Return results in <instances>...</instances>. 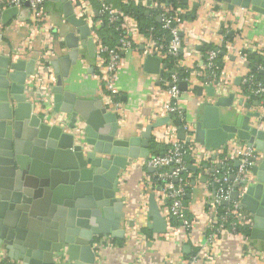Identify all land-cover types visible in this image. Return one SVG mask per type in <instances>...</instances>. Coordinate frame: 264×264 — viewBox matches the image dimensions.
Segmentation results:
<instances>
[{
  "label": "water",
  "instance_id": "95a60500",
  "mask_svg": "<svg viewBox=\"0 0 264 264\" xmlns=\"http://www.w3.org/2000/svg\"><path fill=\"white\" fill-rule=\"evenodd\" d=\"M56 1L61 2L63 16L74 30L65 36L69 52L59 60L61 71H55L48 114L66 115V125L32 111L25 83L34 73L35 60H10L0 55V252L6 253L11 264H60L56 258L60 252L71 264H95L93 242L98 236L124 237L120 228L124 204L116 195L121 170L129 159L148 158L152 130L170 122L177 128V138L186 143L218 149L236 137L255 149L250 157L251 181L244 180L243 190L235 189L230 196L251 218L249 238L264 241V128L249 124L259 113L247 110L232 121V113L223 109L231 105L233 93L217 95L211 84L195 85L198 95L205 90L212 100L202 106L190 130L164 115L138 135H119L115 112L63 87L69 66L80 56L79 47L84 46L92 58L97 43L90 35L94 26L76 16L71 1ZM144 1L147 6L152 3ZM214 1L229 10L242 8L264 16V0ZM17 12V7L7 8L0 18L7 23ZM144 69L162 77L166 64L147 54ZM253 70L264 75L262 69ZM178 88L185 91L187 83L180 81ZM238 104L243 105L242 100ZM239 164V160L234 161L235 167ZM187 168L197 172L192 164ZM147 214V228L165 233L167 222L154 193L149 195ZM189 248L186 245L184 249Z\"/></svg>",
  "mask_w": 264,
  "mask_h": 264
},
{
  "label": "crops",
  "instance_id": "0c3cea01",
  "mask_svg": "<svg viewBox=\"0 0 264 264\" xmlns=\"http://www.w3.org/2000/svg\"><path fill=\"white\" fill-rule=\"evenodd\" d=\"M70 1L76 16L84 17L89 26L93 24L94 30L90 35L97 45L96 53L92 58L88 56L84 46L79 47L81 48L80 56L75 64L69 66L63 87L76 93L79 98L97 101L100 105L108 106L110 111L116 113L119 135H138L147 124L165 115L161 108L170 99L167 82L172 74L166 72L170 70L175 71L174 75L180 78L179 82L187 83L185 91L179 89L180 113L171 114V119L178 121L181 126L186 123L192 126L202 106L212 100L206 95L205 90L200 95L193 90V86L202 85L197 69L205 58V52L200 49L202 44H211L218 50L221 64L219 70L224 83L228 86V90L220 94L223 96L234 94L231 105L225 107L223 111L232 113V121L237 114H243L247 110L258 112L259 116L252 117L249 124L251 126L259 124L261 128H264V102L260 97L248 95L243 85L244 77L252 72H257L262 76L260 80H264L263 74L253 70V67L258 66L255 63L259 58L256 57L257 55L264 61V16L242 8L229 10L225 4L214 0H179L178 7L165 2L153 1L156 4L153 9L159 8L161 12L168 9L184 17L180 56L170 65L161 58L162 63L166 64L161 77L159 74L150 73L144 69V59L147 54H152L150 49L155 41L143 35L139 31L134 16L122 9V6L133 2L145 8L147 14L149 6L145 4V1L143 4L139 0H106L119 13L120 23L130 31L132 40L130 48L127 50L120 48L122 60L116 80L118 92L111 96L117 109H113L114 105L108 103L109 92L102 86L101 81L104 54L97 53V47L101 46L99 32L103 27L102 21L97 18L100 3L98 0ZM43 9L47 17L45 33H42L38 24L35 25V22L31 20L27 4H22L17 14L7 23L0 20V55L9 57L10 60L32 58L35 60V70L26 80L25 91L29 96L27 100L33 103V113L41 114H45L44 104L47 108L52 106V96L48 91L55 84V71L62 69L59 63L60 58L69 52L65 36L68 31L74 30L63 16L60 1L45 0ZM108 37L111 43H114V47L118 48L119 40L115 41L110 34ZM239 52L243 54V58H240ZM249 52L256 54L255 57L249 58L247 56ZM182 72L185 75L179 77L178 74ZM41 92L44 99L40 95ZM239 100H242L243 105L238 104ZM245 104L249 108H246ZM151 140L165 146H170L174 141L182 142L177 138V128L171 122L154 128ZM190 144L196 151L189 154L190 159L187 165L192 164L197 167V172L189 170L190 185L184 198V207L194 222L192 233L197 235L204 233L206 227L203 214L207 207L205 199L207 190H209L208 181L213 175L211 170L214 169L213 171L219 174V171L223 169L221 161L230 146V141L218 149L206 148L193 141ZM150 154H154L151 141ZM230 163L235 167L234 161ZM153 173L154 170L135 168L130 164L121 170L116 195L122 199L124 204L120 221L124 237L117 239L109 236L112 238L113 245L98 249L95 264H160L162 260L170 257L175 261L180 258L184 261L195 253L193 241L183 243L178 238L180 222L175 218L167 222L168 226L163 234H156L147 228L150 222L147 214L148 199L152 192L146 176ZM158 197V193H155L156 200ZM244 214H248L245 209ZM144 229L150 235L145 236ZM240 229L242 231L248 229L249 235L251 226ZM136 234L141 236L145 243L143 253L139 258L136 252ZM234 242L229 227H225L221 234L223 249L218 251V255L214 257L211 264H264V241L251 240L252 245L259 251L258 254H243L241 250L244 249V245L239 246ZM186 245L190 246L188 250L184 249ZM93 248L96 250L94 243ZM4 254L5 259L1 263L11 264L6 253Z\"/></svg>",
  "mask_w": 264,
  "mask_h": 264
},
{
  "label": "built area",
  "instance_id": "2783aa9c",
  "mask_svg": "<svg viewBox=\"0 0 264 264\" xmlns=\"http://www.w3.org/2000/svg\"><path fill=\"white\" fill-rule=\"evenodd\" d=\"M44 1L45 0H0V14L3 10L10 7L19 8L22 4L27 3L28 15L31 20L35 22V25L41 28V32L45 33L46 28V14L44 13ZM100 3V9L97 16H105L110 23H113L118 19V14L106 0H98ZM144 4V0L141 1ZM152 7H156V4L151 0ZM169 10L165 9L160 13V21L163 23V27L169 29L170 39L167 43H157L150 49V53L159 58H166L171 56L177 58L182 46V36L179 32H182L183 19L179 13H174L172 16L169 14ZM1 20V18H0ZM93 25V24H92ZM33 28V27H31ZM116 30L119 31V47L109 48L107 46L97 47V53H103V74L101 77L102 86L109 92L108 103L114 105L117 109L113 95L117 94L116 80L118 77V70L121 66L122 57L120 55V48L127 50L132 46V40L130 38V31L121 23L118 24ZM240 58H243L242 53H238ZM218 50L209 49L206 50L204 61L198 66V72L201 76V84L213 85L215 93L220 95L228 90V86L224 83L222 73L216 64V58ZM258 69L264 70V65L258 66ZM167 88L170 99L168 102L162 105V112L165 115L179 114L180 108L178 104L179 99V78L172 74L167 82ZM243 85L245 86L246 93L248 95L260 97L264 102V80L257 79L254 75L249 74L243 79ZM50 93V91H48ZM40 95L44 99V95L41 92ZM45 105V104H44ZM43 105L46 117L57 119L64 125L67 123L68 117L64 114H55L48 111L50 107ZM46 109V110H45ZM185 130H190L189 124H183ZM188 144L189 154L196 151L194 147L185 141H174L168 149L160 154H150L148 158L129 159L127 164L133 165L135 168L147 169L149 167L154 169V173L146 176L147 183L152 193H158V200H156L161 213L163 214L165 221L168 222L171 218H175L180 222L178 225V238L183 243L193 241L192 245L195 247V253L188 259L182 260L168 258L162 260L160 264H177L179 262H186L187 264H211L214 257L218 255V251L223 249L221 244V234L225 227H229V230L234 237V243L244 245L242 249L243 254L256 253L258 250L252 245L249 235L242 231L240 228L250 227L251 218L247 214H244V208L237 200H233L230 196L231 192L235 189L238 191L243 190L244 180L251 181V175L249 167L251 164L250 157L255 154V149L248 147L247 144L238 139L232 138L230 140V146L225 151V156L221 164H223L222 173H212V177L208 181L209 190H207V197L205 203L207 205L204 211L203 218L205 220L204 233L194 235L192 230L194 228V222L188 216L184 207V198L187 193L186 186L188 184V168L184 159V145ZM206 152V151H205ZM239 160L240 164L237 167H233L230 162ZM126 164V165H127ZM186 173V176L182 178V174ZM161 182L157 184V182ZM157 187H160L158 190ZM228 204H224V202ZM168 226V224H167ZM136 252L138 258L143 253L144 242L141 236L136 234ZM195 236L197 238H195ZM112 238L107 235L98 236L94 243L95 253L98 249L106 246H112ZM237 245V246H238ZM57 260L60 264H71L66 259L64 253L56 254ZM5 259V254L0 252V263Z\"/></svg>",
  "mask_w": 264,
  "mask_h": 264
},
{
  "label": "trees",
  "instance_id": "16d2710c",
  "mask_svg": "<svg viewBox=\"0 0 264 264\" xmlns=\"http://www.w3.org/2000/svg\"><path fill=\"white\" fill-rule=\"evenodd\" d=\"M153 1L154 2H165L167 4L172 5L173 7H178V5L180 4L179 0H153ZM122 9L124 12L130 13L132 16H134V18L137 21L139 31L143 35L151 38L152 40H154L157 43H163V44L167 43V41L170 39L169 29L163 27V23L161 21H157V16H159L161 13V10L159 8L153 9V7L149 6L148 13L146 14L145 8L134 4L133 2H129L128 4L122 6ZM169 14L172 16L174 14V12L170 11ZM181 17H182V19L184 18L183 16H181ZM97 18L99 20H101L103 23V27L101 28V30L99 32V41H100L101 45L107 46L109 48H115L113 45L114 43L113 44L111 43L112 41L108 37V35L110 34L112 36L111 37L112 39H114L115 41H118L119 31L116 30L115 27L120 23L121 18H118L113 23L108 22L106 15L105 16H97ZM200 49H201V51H203L205 53H206V50H209V49H215L216 50V48L211 44H202ZM255 55L252 52L247 53V56L249 58H253V57H255ZM179 56H180V53L178 54L177 58H179ZM256 57H259L258 60L255 61L256 65H258V66L264 65V61L262 60V57H260L258 55ZM219 58H220L219 55H217L216 64H217V66H219V69H220L221 64H220ZM176 59L172 58L171 56H166V58H164V61L166 62V64L168 63L170 65L171 63H174V60H176ZM252 74L257 79H262L261 78L262 76L257 74V72H252ZM178 75H179V77H183L185 74H184V72H182V73H179ZM168 147L169 146L160 145L157 142H154L153 140H151V149L154 151V154L163 153L168 149ZM184 159H185V162L187 164V161L190 159L188 144L184 145ZM223 169L221 171H219V173H222ZM188 173H189V170H188ZM181 176L183 178L184 176H186V173L184 172ZM189 182H190V179L188 180V184L186 186L187 190H188L189 185H190ZM160 183L161 182H159V181L157 182V184H160ZM244 231L248 234V229H244ZM144 235L148 236V235H150V233L146 229H144ZM0 264H2V263H0Z\"/></svg>",
  "mask_w": 264,
  "mask_h": 264
}]
</instances>
